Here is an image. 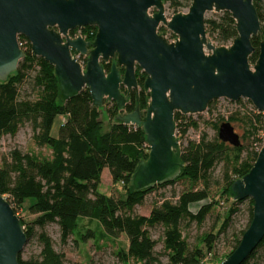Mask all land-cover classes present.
<instances>
[{
	"label": "water",
	"instance_id": "obj_1",
	"mask_svg": "<svg viewBox=\"0 0 264 264\" xmlns=\"http://www.w3.org/2000/svg\"><path fill=\"white\" fill-rule=\"evenodd\" d=\"M254 1L192 0L187 13L168 20L163 0H0V83L8 82L25 58L20 36L34 56L54 67L62 103L88 89L96 109L114 102L123 110L128 98L122 88L139 92L140 69L150 101L144 111L138 107L115 120L141 129L150 149L130 187L134 192L155 188L175 181L184 168L176 113L202 114L213 101L247 99L262 114L264 128V42L256 63L249 60L256 51L252 39L262 34ZM213 11L228 12L236 22L237 37L228 47L207 38L206 15ZM161 25L178 36L176 42L158 34ZM85 27L97 29L93 42L69 37ZM73 51L87 57L85 68ZM110 63L108 72L104 64ZM218 133L222 143L242 146L231 123H223ZM262 139L252 169L231 188L235 202H253L252 221L222 264H244L264 240V131ZM27 241L21 219L0 193V264H19Z\"/></svg>",
	"mask_w": 264,
	"mask_h": 264
},
{
	"label": "trees",
	"instance_id": "obj_2",
	"mask_svg": "<svg viewBox=\"0 0 264 264\" xmlns=\"http://www.w3.org/2000/svg\"><path fill=\"white\" fill-rule=\"evenodd\" d=\"M191 1L163 0L177 14L184 8L189 9ZM254 5L261 23V35H264V2L255 0ZM205 26L208 38L217 46H227L237 37L236 22L228 12H223L218 19H206ZM83 30L87 34L94 32L91 40H95L96 28ZM261 35L252 39L256 51L249 59L251 64L258 60ZM20 43L23 44L20 48L25 58L8 82L0 83V141L5 135L15 137L20 128L29 123L33 129L34 143L40 148H49L52 158L40 161L31 154L15 150L3 161L0 168V193L9 201L16 214L28 199H34L35 202L28 206V212L39 216L35 225L43 230L50 223L58 224L64 244L74 236L79 222L95 221L107 236L114 239L121 235L127 237L128 249L120 253L124 264L129 261L160 264L155 251L157 243L149 229L163 226L168 264H204V258L213 251L219 235L227 232L232 216L238 212L237 206L242 202L234 201L218 234H205L199 247L190 248L180 227L183 222H195L201 226L215 207L217 202L210 200L212 171L217 163L227 158L228 146L217 139L209 141L203 136L199 142L190 143L182 152L184 168L176 181L134 192L130 187L131 177L138 165L148 158L143 150L146 144L143 131L117 121L107 132H103L100 110L93 106L88 89L62 103L54 67L34 56L31 44L23 36L19 37ZM111 67L112 63L104 64L108 72ZM121 73H124L123 69ZM136 76L140 90L132 93V103L126 107L128 113L133 112L136 106L144 111L150 101V94L143 89L146 75L137 69ZM26 83L37 93L35 99L22 97L21 90ZM214 104L215 101L210 103L208 111L213 109ZM119 112L117 105L112 103L108 109L110 119L116 118ZM58 117H64L65 123L61 122L58 135L54 137L53 127ZM244 119L248 134L254 138L252 143H260L261 146L258 150L254 146L252 150L243 146L236 148V161L232 162L231 175L225 176L221 196L227 200L234 197L231 189L233 183L250 172L262 148V114L256 113V110L246 112ZM230 121L235 122V118L230 117ZM175 122L178 136H184L190 127L198 126L180 113L175 114ZM106 169L115 185H123L124 197L117 199L100 192L102 174ZM179 180L189 181L193 189L182 192L176 201L163 200L152 209L148 217L133 214L135 207L143 204L146 195ZM199 185L202 188L196 189ZM208 200L210 203L203 204L196 214L191 212L192 205ZM250 203L249 225L253 212V202ZM21 221L29 240L34 236V229L26 226L23 219ZM244 233H241L242 237ZM88 237H91L90 232L81 237L82 242L86 243ZM38 241L42 248L40 255L23 260L21 254L19 264H64V255L54 249L52 239L45 232L38 235ZM240 241H236L233 252ZM263 247L264 240L244 264H249Z\"/></svg>",
	"mask_w": 264,
	"mask_h": 264
},
{
	"label": "rangeland",
	"instance_id": "obj_3",
	"mask_svg": "<svg viewBox=\"0 0 264 264\" xmlns=\"http://www.w3.org/2000/svg\"><path fill=\"white\" fill-rule=\"evenodd\" d=\"M155 9L150 11V14H154ZM188 9L184 8L179 13H187ZM174 10L170 9L165 4V16L170 20L174 16ZM222 13L215 11L209 12L206 15V19H218ZM71 32H75L71 34ZM69 32V37H73L77 34V30ZM158 34L166 38L169 43L177 41L178 36L174 35L168 30L167 27L161 25L158 29ZM73 35V36H72ZM83 35H86L83 34ZM208 38V37H207ZM208 40H210L208 38ZM261 40L264 42V35H261ZM216 45V44H215ZM227 45L226 47L230 46ZM82 61V62H81ZM81 66L85 68L87 57L81 58ZM254 65V64H252ZM21 95L24 98L35 99L37 93L33 90L29 83H26L22 90ZM241 101V103H240ZM238 102H232L227 99L216 100L214 107L211 111H206L202 114L186 115L188 121L197 123V128L190 127L184 136H178L180 140L181 150L184 151L190 143L199 142L203 136L209 141L219 139V128L223 123L229 122L234 127L235 132L240 136V141L243 147H247L250 150H258L261 146L260 143H252L253 139L248 134V126L244 115L246 112H252L256 110L253 104L247 99H241ZM111 107L110 103L105 102L103 108L100 110V120L103 124V132H107L111 125L117 123V120L110 119L108 109ZM256 113H259L256 110ZM126 113L124 111L119 112V116H123ZM230 117L235 118V122L230 121ZM63 118L58 117L55 121L52 136L57 137L61 122ZM33 129L31 124L26 123L23 125L15 137L5 135L0 141V168L3 166V161L8 159L13 151H19L22 154H31L37 160L43 161L52 158V151L49 148L38 147L33 140ZM263 137V135H261ZM225 144V143H224ZM228 150L226 151L227 158L222 159L217 163L212 171V181L210 184V200H214L216 203L210 214L206 217L205 222L198 226L194 223L183 222L181 224L182 235L189 244L190 248L200 246V240L205 234H218L220 227L222 226L230 208L234 203V199L227 200L226 197H221L223 187L225 186V176L231 175V167L234 165L232 162L236 161L235 150L230 144H226ZM263 146V143H262ZM148 155L149 148L144 146L143 149ZM229 155V157H228ZM245 154H243L244 156ZM177 180V179H176ZM175 180V181H176ZM196 189L202 188V185L196 186ZM193 189L192 184L187 180H179L176 183L159 188L152 193L145 196L144 202L140 206H136L133 214L139 216H150L152 209L162 203L163 200L176 201L177 197L184 191ZM102 194L107 196H113L114 198L124 197L125 193L122 184L115 185L111 178L109 171L105 170L102 176L101 185L99 188ZM210 200L204 201L199 204L192 205L190 210L193 214H196L202 206L209 204ZM35 202L34 199H28L25 206L17 210V215L23 219L26 226H30L34 229V236L27 241V244L22 253V259L28 260L32 257H38L41 253V245L38 241V235L45 232L53 241L54 249L64 255V264H124L121 260L120 253L127 251L128 240L125 235H121L119 238L114 239L107 236L103 229L95 221H81L79 222L78 229L73 237H71L67 243H62L61 233L58 224L50 223L42 230L41 227L35 225V221L39 218L38 215H32L28 212V206ZM251 200H245L237 206L238 212L232 216L230 226L225 233H221L215 242V247L212 252L205 251L206 257L203 260L204 264H222L225 257L233 252V248L236 245L238 239H242V232L249 228L250 221V208ZM204 204V205H203ZM253 209V208H252ZM153 240L157 243L155 251L160 260V264H168V258L166 256V250L164 249L163 237L164 227L156 226L149 229ZM91 233V237L87 238L86 243L81 240L82 236H87ZM128 264H139L134 261H129ZM249 264H264V247L259 249L256 256Z\"/></svg>",
	"mask_w": 264,
	"mask_h": 264
},
{
	"label": "built area",
	"instance_id": "obj_4",
	"mask_svg": "<svg viewBox=\"0 0 264 264\" xmlns=\"http://www.w3.org/2000/svg\"><path fill=\"white\" fill-rule=\"evenodd\" d=\"M83 29H84V28H83ZM83 29H80V30L78 29V30H77V34L74 35V36L72 35L73 37L70 36V38L73 39V40H75V39H77V38L80 37V38H82V39H83L84 41H86V42H93V40H91V37L94 36V32H90L89 34L86 33V35H83V34H85ZM19 45H20V47H23V44L20 43ZM73 55L75 56V58L77 59V61H78L80 64H81V62H82V61H81V58H82V57H85V56H82L81 54H79V53H77V52H74V51H73ZM80 61H81V62H80ZM183 116H184V115H183ZM62 123L64 124L65 121L62 122ZM145 147H146V148H149L147 144H145Z\"/></svg>",
	"mask_w": 264,
	"mask_h": 264
},
{
	"label": "flooded vegetation",
	"instance_id": "obj_5",
	"mask_svg": "<svg viewBox=\"0 0 264 264\" xmlns=\"http://www.w3.org/2000/svg\"><path fill=\"white\" fill-rule=\"evenodd\" d=\"M135 92V91H132V92H127L126 89L122 88V93L124 94V96H126L128 98V101H127V106L131 105L132 103V93ZM107 103H110V105L114 102H107ZM116 104V103H115ZM126 107L123 109V110H120V111H124L126 114H128V112L126 111ZM139 106H136L135 110L138 108ZM134 110V111H135ZM133 111V112H134ZM132 113V112H131Z\"/></svg>",
	"mask_w": 264,
	"mask_h": 264
},
{
	"label": "crops",
	"instance_id": "obj_6",
	"mask_svg": "<svg viewBox=\"0 0 264 264\" xmlns=\"http://www.w3.org/2000/svg\"><path fill=\"white\" fill-rule=\"evenodd\" d=\"M62 118H63L62 120H64V119H65L64 117H62ZM106 170H107V169H106ZM107 171H108V170H107ZM104 172H105V170H104ZM104 172H103V173H104ZM102 176H103V174H102Z\"/></svg>",
	"mask_w": 264,
	"mask_h": 264
},
{
	"label": "bare ground",
	"instance_id": "obj_7",
	"mask_svg": "<svg viewBox=\"0 0 264 264\" xmlns=\"http://www.w3.org/2000/svg\"><path fill=\"white\" fill-rule=\"evenodd\" d=\"M85 28H88V27H85ZM89 28H95V27H89ZM28 41V40H27Z\"/></svg>",
	"mask_w": 264,
	"mask_h": 264
}]
</instances>
